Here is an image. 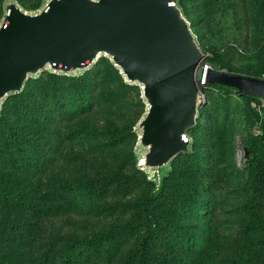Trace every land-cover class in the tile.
Returning a JSON list of instances; mask_svg holds the SVG:
<instances>
[{
	"label": "rangeland",
	"instance_id": "rangeland-1",
	"mask_svg": "<svg viewBox=\"0 0 264 264\" xmlns=\"http://www.w3.org/2000/svg\"><path fill=\"white\" fill-rule=\"evenodd\" d=\"M42 1L16 0L25 10H35ZM256 1L181 2L204 53L195 71L202 103L198 128L191 138L195 139L193 153L198 161L193 164L182 154L172 160L177 173L166 181L163 195L149 202L156 218L152 227L145 223L140 202L160 182L156 184L147 171L137 167L131 140L118 138L139 113V86L123 91L111 74L113 69L122 78L106 57L98 56L86 69H99V74L89 76L88 83L95 79L97 91L104 90V97L85 100V106L91 102V108L81 114L76 110L66 119L67 103L73 100L70 92L63 91L64 81L58 76L68 75L47 69L28 78L20 93L2 101L0 264H139V254L141 264H189L185 254L195 256L199 264L230 263L244 242L237 206L249 195L251 172L261 152L254 140L264 133V97L247 100L233 88L202 83L201 73L209 66L242 75L259 73L264 78V11ZM16 105L23 110L13 118ZM8 118L11 123L6 124ZM11 130L14 141L6 137ZM66 132L73 134L68 138ZM182 171L198 185L191 195L193 205L199 207L193 216L190 208L187 213L180 212V203L174 199L175 193L188 188L182 183ZM80 181L92 184L95 190L81 194L74 209L58 214L43 211L46 198L52 202L56 197L75 196L73 192L60 194L58 185ZM102 186L105 188L99 189ZM260 210L264 212V186ZM179 225L193 231L194 250L177 243ZM66 250L72 256L68 262L64 261Z\"/></svg>",
	"mask_w": 264,
	"mask_h": 264
},
{
	"label": "water",
	"instance_id": "water-1",
	"mask_svg": "<svg viewBox=\"0 0 264 264\" xmlns=\"http://www.w3.org/2000/svg\"><path fill=\"white\" fill-rule=\"evenodd\" d=\"M203 55L178 0H43L35 10L4 0L0 105L44 69L73 76L104 56L123 82L139 86L133 151L137 167L158 184L172 160L190 150L181 135L197 123L195 71ZM201 82L264 96L262 77L205 66Z\"/></svg>",
	"mask_w": 264,
	"mask_h": 264
},
{
	"label": "trees",
	"instance_id": "trees-1",
	"mask_svg": "<svg viewBox=\"0 0 264 264\" xmlns=\"http://www.w3.org/2000/svg\"><path fill=\"white\" fill-rule=\"evenodd\" d=\"M182 0H178L179 5L181 4ZM255 4L258 5V8L260 7L261 10L264 11V0H257ZM116 70L113 69L111 74L113 75L114 79L117 80L119 86H121V89L123 91L129 92L130 90L133 89L132 85H128L123 80L117 76L115 73ZM99 74V69L94 68V69H89L85 70L80 75L78 76H58L59 80H63L64 83H61V86H63V91L67 90L70 92V99L73 100L67 103L68 107V114L66 119H69L71 117V114L76 112L77 114H81L82 112L85 111V109L89 110L91 108V102H89V106L86 105L85 100H92L95 97H104V90L99 92L97 91L96 87V80H92L88 83V79L90 75L94 74ZM246 76H253V77H261L259 73H255L253 75H246ZM26 84V83H25ZM218 85V84H216ZM221 87H227V88H232L228 86H223V85H218ZM56 87H60L58 84ZM22 95V94H20ZM241 95V94H239ZM56 96V95H55ZM245 99H254L255 97L248 96V95H242ZM72 102V103H71ZM137 106L140 107L139 113L137 114L136 120L138 119L139 115L141 114L143 110V104L140 99L137 100L136 102ZM30 105V103H29ZM78 106L77 108H74ZM17 110H15L11 116L13 118L17 117V115L22 114L21 110H19V106H15ZM82 111L81 113H79ZM25 115H27L26 111L23 112ZM9 118L6 121V124L10 121H8ZM134 121V123L136 122ZM11 123V122H10ZM134 123L125 131V134L123 136H117L119 139L123 140L124 138H127L131 140V146H130V151L132 152V148L134 145L135 141V135L131 131ZM198 128V124L193 128H188L186 129L185 133H188L190 137H193V132H195ZM54 132V131H53ZM14 130L9 131V133L6 135L7 139L14 141ZM115 133V130H114ZM72 132H66V137L70 138L72 135ZM110 136H116V135H110ZM77 138V135H76ZM261 147V152H258L256 155L257 162H256V167L254 170L251 172L250 176V190H249V195L247 196L246 200L237 206V213L238 216L242 220V234L244 237V242L242 245V248L240 251L232 254V260L230 261L229 264H264V212L261 213L260 207H261V197H262V189L264 186V133L260 135L259 137H256L254 140V144L256 143ZM191 143V152L182 154V157H184L187 161L195 164L197 163L198 159L196 154L193 153V150L196 146L195 139L190 141ZM177 158V157H176ZM174 158V159H176ZM173 159V160H174ZM175 162V161H173ZM171 166L168 175L166 177H163L162 180L159 183V187L155 189L153 192L149 193L141 202H140V212L142 213L145 223L147 224L148 227H152L156 223V218L152 214V212L149 209V202L151 200H154L156 198H159L163 195L165 192V185L166 181L168 179H171L175 176L176 169L173 163L170 164ZM134 166V165H133ZM184 174V178H182V183H185L188 188L185 191L175 193L174 194V199L176 203H180L178 209L180 212L184 211L187 213L189 208L192 209L190 215L193 216L197 214L199 211V207H195V202H194V197L191 196L192 194L197 191V183L193 179L185 178L186 174L184 171H182ZM104 189L105 187H99V189ZM56 190L60 194H64L67 192H73L75 196L68 197L66 199H61V197H56L53 198L52 202H49V200L46 198L44 205H43V211L44 212H52L55 214H58L60 212H66L69 210L74 209L78 204L81 202V194L83 196H86L87 194H90L95 190L92 184H86L83 181L77 182V183H71L65 186L58 185L56 187ZM55 200V201H54ZM192 200L188 204V201ZM182 225H179L176 228V241L180 246H185V248L188 251L194 250L195 249V242H194V233L192 230L187 229V230H182ZM146 241L145 236L142 238L140 242V250L142 251L144 242ZM101 242V239L98 240L97 243ZM90 242L88 243V245ZM142 253V252H141ZM185 262L189 264H199L200 261L197 260V258L193 255L185 254L184 255ZM72 259L71 252L70 250H66L65 253V262H68ZM47 260L46 256H43L41 261L45 262ZM142 262V255H138V263L141 264Z\"/></svg>",
	"mask_w": 264,
	"mask_h": 264
},
{
	"label": "built area",
	"instance_id": "built-area-1",
	"mask_svg": "<svg viewBox=\"0 0 264 264\" xmlns=\"http://www.w3.org/2000/svg\"><path fill=\"white\" fill-rule=\"evenodd\" d=\"M263 97H264V96H263ZM181 136H182V138H183L185 141L190 142L191 137H190V135H189L188 133H184V134H182Z\"/></svg>",
	"mask_w": 264,
	"mask_h": 264
}]
</instances>
